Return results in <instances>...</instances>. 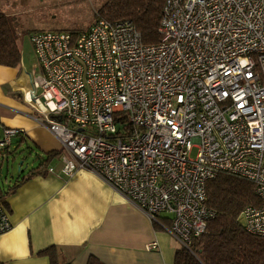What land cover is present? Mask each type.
Listing matches in <instances>:
<instances>
[{
    "label": "built area",
    "instance_id": "built-area-1",
    "mask_svg": "<svg viewBox=\"0 0 264 264\" xmlns=\"http://www.w3.org/2000/svg\"><path fill=\"white\" fill-rule=\"evenodd\" d=\"M159 33L146 45L133 22L100 19L31 35L41 73L24 100L64 149L49 172L95 173L184 246L215 217L209 181L236 174L256 184L243 215L264 236V0H166ZM12 226L0 204V236Z\"/></svg>",
    "mask_w": 264,
    "mask_h": 264
},
{
    "label": "crops",
    "instance_id": "crops-1",
    "mask_svg": "<svg viewBox=\"0 0 264 264\" xmlns=\"http://www.w3.org/2000/svg\"><path fill=\"white\" fill-rule=\"evenodd\" d=\"M16 2L0 0V9H4L0 11L17 12ZM8 70L0 65V104L15 113H0V132L4 134L6 127L24 129V134L14 137L16 143L32 140L43 152L39 156L60 151L59 141L31 117L33 108L24 97L27 109L7 102L3 91L10 88L2 91V84L14 83ZM61 164V156L55 157L47 174L26 180L6 198L13 226L0 236L4 263L51 264L39 252L54 246L62 264H87L91 256L105 264H174L181 244L168 230L91 171L81 170L73 177L49 172L50 168L59 171ZM153 242L158 243L156 249L148 247Z\"/></svg>",
    "mask_w": 264,
    "mask_h": 264
},
{
    "label": "trees",
    "instance_id": "trees-1",
    "mask_svg": "<svg viewBox=\"0 0 264 264\" xmlns=\"http://www.w3.org/2000/svg\"><path fill=\"white\" fill-rule=\"evenodd\" d=\"M165 3L166 0H109L97 10V20L131 21L140 31L144 44H156L161 40L159 28ZM22 60L13 14L0 11V65L18 68ZM120 130L121 127L119 133ZM1 138L0 134V141ZM9 148L0 146V159L10 153ZM61 154V151H51L45 157L37 155V166L21 180L17 179L8 188L0 185V204L9 209L6 198L26 180L47 174L50 162ZM207 192V206L215 212V217L209 220L203 235L193 237L189 245H181L176 250L174 264H264V236L249 231L243 215L248 206H258L262 202L256 184L246 177L221 172L209 181ZM39 254L48 256L51 264H62L60 252L54 246ZM0 264L6 263L0 258ZM87 264L105 263L91 256Z\"/></svg>",
    "mask_w": 264,
    "mask_h": 264
},
{
    "label": "rangeland",
    "instance_id": "rangeland-1",
    "mask_svg": "<svg viewBox=\"0 0 264 264\" xmlns=\"http://www.w3.org/2000/svg\"><path fill=\"white\" fill-rule=\"evenodd\" d=\"M107 1L109 0H17L16 4L19 6V10L9 14H13L14 24L19 34V45L22 50L23 60L18 68L3 66L9 69L8 73L13 74L14 82L13 84L11 83V86L8 85V82L2 84V91L4 88H10L8 91H3L7 102L14 101L22 109H27V104L23 102L24 90L30 89L32 80L41 73L40 64L31 42V35L41 31H85L97 22V10ZM7 111L15 113L0 104V113L4 114ZM33 111H30L33 117L36 116L43 119L38 112ZM37 124L43 127L39 123ZM0 134L3 136L1 132ZM16 141L17 139L14 138L9 151L11 153L0 159V185L6 188L24 174H27L32 167L37 166V155L43 153L30 139L19 142V146ZM58 144L61 153H63L64 150L61 143L59 142ZM197 150L198 148H193L192 158H196ZM21 162H23L22 165ZM54 163L58 162L54 161ZM166 215L171 214L166 212L159 214L161 217Z\"/></svg>",
    "mask_w": 264,
    "mask_h": 264
},
{
    "label": "water",
    "instance_id": "water-1",
    "mask_svg": "<svg viewBox=\"0 0 264 264\" xmlns=\"http://www.w3.org/2000/svg\"><path fill=\"white\" fill-rule=\"evenodd\" d=\"M23 162H21V165H22Z\"/></svg>",
    "mask_w": 264,
    "mask_h": 264
}]
</instances>
